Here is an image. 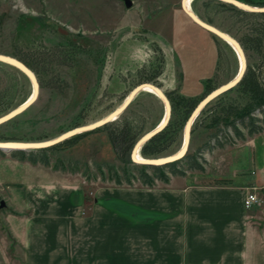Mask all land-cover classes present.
Segmentation results:
<instances>
[{
  "label": "rangeland",
  "instance_id": "obj_1",
  "mask_svg": "<svg viewBox=\"0 0 264 264\" xmlns=\"http://www.w3.org/2000/svg\"><path fill=\"white\" fill-rule=\"evenodd\" d=\"M131 1L133 6L127 9L122 0H0V54L23 63L38 83L33 104L0 125V142H44L97 123L144 83L159 87L173 110L177 97L200 101L209 88L214 91L237 75L241 67L235 50L196 24L185 13L182 0ZM254 1L258 4L249 5L264 6V0ZM192 7L202 21L239 43L253 24L264 23V14L218 0H194ZM245 58L264 87V50L245 52ZM33 95L29 77L0 62V109L5 108L0 117ZM165 114V104L156 94L142 92L115 121L51 153L49 166L0 153V264H37L26 257L25 244L42 240L43 234L34 237L29 230L38 231L40 222L50 219L59 221V240L64 244L73 237L71 220H101V253L112 254L113 227L107 224L113 222L115 210H123L117 202L147 187L140 181L119 186L106 167L103 174L99 167L122 166L117 152L132 151ZM125 124L129 135L113 145L109 132ZM185 126L163 156L183 146ZM193 128L189 152H196L210 136L204 126ZM245 134L246 140L264 138V131L253 137L246 130ZM228 150L226 146L203 153L204 167L216 170ZM206 172L187 171L186 177L191 183L214 182ZM160 183L155 186H163ZM260 198L263 204L253 209V215L264 224V198Z\"/></svg>",
  "mask_w": 264,
  "mask_h": 264
},
{
  "label": "crops",
  "instance_id": "obj_2",
  "mask_svg": "<svg viewBox=\"0 0 264 264\" xmlns=\"http://www.w3.org/2000/svg\"><path fill=\"white\" fill-rule=\"evenodd\" d=\"M227 147L216 170L205 167L212 183L173 176L120 197L123 210L105 223L113 227L112 254L101 253V220H71L73 237L64 244L59 221L50 219L29 230L43 237L26 242V257L37 264H264V224L244 206L252 190L264 198V138Z\"/></svg>",
  "mask_w": 264,
  "mask_h": 264
},
{
  "label": "trees",
  "instance_id": "obj_3",
  "mask_svg": "<svg viewBox=\"0 0 264 264\" xmlns=\"http://www.w3.org/2000/svg\"><path fill=\"white\" fill-rule=\"evenodd\" d=\"M243 1L246 4H258L254 0ZM240 43L245 52L262 53L264 50V23L253 24L250 32L243 35ZM160 74L162 72H159L156 77ZM148 81L153 80L149 79ZM209 92H212L210 88ZM232 94H235L236 97H231ZM200 101L183 96L173 100L171 120L161 132L144 145L141 155L145 158H156L167 154ZM4 112L5 108L0 109V115ZM202 126L210 131L209 140L196 152L188 151L182 159L174 163L166 166L140 165L132 160V151L125 149L123 153L117 152L122 166L115 168L104 164L99 167V170L103 174V167H106L113 181L119 186L123 184L131 186L133 182L140 181L147 188H153L157 181L169 184L171 176L185 177L187 171L205 172L203 153L212 152L216 148L235 146L238 141L246 140L245 130L250 137L264 131V87L260 82L258 71L254 67L248 66L242 80L235 87L218 96L204 108L196 119L193 130ZM110 127L107 126L108 129ZM89 133L74 136L49 148L11 153L21 161H28L33 165L49 166L51 153L61 147L74 144ZM128 135L127 124L109 132V138L113 145H117ZM132 144L134 145V142ZM131 147L133 146H130V149ZM0 153L3 152L0 151Z\"/></svg>",
  "mask_w": 264,
  "mask_h": 264
},
{
  "label": "water",
  "instance_id": "obj_4",
  "mask_svg": "<svg viewBox=\"0 0 264 264\" xmlns=\"http://www.w3.org/2000/svg\"><path fill=\"white\" fill-rule=\"evenodd\" d=\"M122 1L124 2L127 9L132 8L133 2L131 0H122ZM218 1L230 4V5L235 6L241 10H244L246 12L264 14V7L251 6L249 4L241 2L239 0H218ZM190 17L194 20V22L196 24H198L203 29L211 32L212 34H214L216 36H218L222 40L226 41L229 45L233 44L234 47H236V49H237V50H235L237 52V54L238 55L241 54L243 56V58L245 60V67L243 69L242 74H240L241 73V68H240L237 75L230 82H228L227 84L222 85L219 88L215 89L214 91L209 93L205 98H203L199 102V104L196 106V108L194 109V111L192 112V114L190 115V117L186 123V126H185V143L180 148V150H178L176 153H174L172 155H168V156L157 157V158H145L141 155V150L144 147V145L152 137H154L156 134L161 132L168 125V123L171 119V112H172L171 104H170L169 100L167 99V97L165 96V94L162 92V90L159 87L155 86L154 84H149V83H144V84H141L138 87H136L132 91L130 96L125 100V102L123 103V105L121 107H119L117 110H115L114 112H112L107 117H105L104 119H102L101 121H99L97 123L87 125V126H83L80 128H76L72 131H69V132L63 134L62 136H60L56 139L44 141V142H0V151L11 153L13 151H31V150L45 149V148H49L51 146L60 144V143L66 141V140H68L74 136L92 132L98 128H101V127L109 124L110 122L115 121L121 115V113L130 105V103L133 101V99L138 94H140L142 92H147V89H151L154 91V94H156L164 102L165 108H166V114H165V117L162 120V122L155 129H153L152 131H150L147 134H145L144 136H142L136 142V144L133 147L132 153H131V158L135 163L140 164V165H146V166H166V165H169L171 163H174V162L182 159L189 151L191 130H192V127H193L196 119L199 117L201 112L204 110V108L211 101H213L218 96L225 93L226 91L235 87L242 80V78H243V76L247 70L245 51H244L243 47L241 46V44L237 40L232 38L230 35L220 31L219 29H216L214 26H212V25H210V24H208V23H206L200 19L195 18L193 15H190ZM0 62L7 63L9 65H12V66L18 68L20 71H22L23 73H25L29 77V79L32 81L33 86H34L33 97L31 99H29L27 102H25L23 105H21L20 107L14 109L13 111L5 114L2 117H0V125H1L5 122L15 118L16 116L22 114L33 104V102L37 98L38 83H37V79H36L35 75L33 74V72L30 69H28L20 61L14 59L12 57L0 54ZM137 155H141L144 158V160H142V161L137 160L136 159ZM2 207H5L4 202H1V208Z\"/></svg>",
  "mask_w": 264,
  "mask_h": 264
},
{
  "label": "bare ground",
  "instance_id": "obj_5",
  "mask_svg": "<svg viewBox=\"0 0 264 264\" xmlns=\"http://www.w3.org/2000/svg\"><path fill=\"white\" fill-rule=\"evenodd\" d=\"M193 1H194V0H185L184 9H185V11L187 12V14H188L189 16H190V15H193L195 18L200 19V18H198V16L195 15V13H194V11H193V7H192ZM192 20H193V19H192ZM200 20H201V19H200ZM232 45H233V44H232ZM232 45H230V46L233 48V50H237L236 47H234V45H233V46H232ZM235 52H236V51H235ZM236 53H237V52H236ZM237 55H238V54H237ZM238 57H239L240 67H241V73H240V74H242L243 69H244V67H245V60H244V58H243V56H242L241 54H239ZM147 92L154 93V91L151 90V89H147ZM163 93H164V92H163ZM186 144H187V143H186ZM136 159L139 160V161L144 160V158H143L141 155H137V156H136Z\"/></svg>",
  "mask_w": 264,
  "mask_h": 264
},
{
  "label": "built area",
  "instance_id": "obj_6",
  "mask_svg": "<svg viewBox=\"0 0 264 264\" xmlns=\"http://www.w3.org/2000/svg\"><path fill=\"white\" fill-rule=\"evenodd\" d=\"M262 204L263 200L260 198L257 192H255V190L248 192L244 201V206L247 210H253L256 207L261 206Z\"/></svg>",
  "mask_w": 264,
  "mask_h": 264
}]
</instances>
